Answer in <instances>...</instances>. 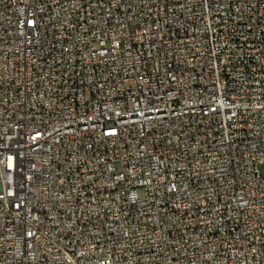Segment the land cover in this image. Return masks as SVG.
<instances>
[{"label": "built area", "instance_id": "obj_1", "mask_svg": "<svg viewBox=\"0 0 264 264\" xmlns=\"http://www.w3.org/2000/svg\"><path fill=\"white\" fill-rule=\"evenodd\" d=\"M263 162L264 0H0V264H264Z\"/></svg>", "mask_w": 264, "mask_h": 264}, {"label": "bare ground", "instance_id": "obj_2", "mask_svg": "<svg viewBox=\"0 0 264 264\" xmlns=\"http://www.w3.org/2000/svg\"><path fill=\"white\" fill-rule=\"evenodd\" d=\"M182 114H174V122H181Z\"/></svg>", "mask_w": 264, "mask_h": 264}, {"label": "rangeland", "instance_id": "obj_3", "mask_svg": "<svg viewBox=\"0 0 264 264\" xmlns=\"http://www.w3.org/2000/svg\"><path fill=\"white\" fill-rule=\"evenodd\" d=\"M259 170L262 174H264V162L259 164ZM141 196H144L142 191H141Z\"/></svg>", "mask_w": 264, "mask_h": 264}]
</instances>
